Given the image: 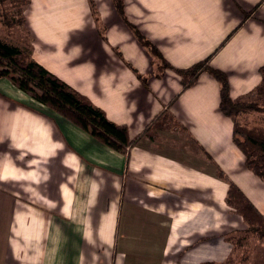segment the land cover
<instances>
[{
  "label": "crops",
  "instance_id": "0c3cea01",
  "mask_svg": "<svg viewBox=\"0 0 264 264\" xmlns=\"http://www.w3.org/2000/svg\"><path fill=\"white\" fill-rule=\"evenodd\" d=\"M91 1L94 13L90 0H29V55L136 141L120 154L0 79V264L240 260L224 239L244 228L229 181L263 215L264 182L244 168L218 83L156 77L127 22L174 68L210 57L240 100L260 84L264 0H123L122 14Z\"/></svg>",
  "mask_w": 264,
  "mask_h": 264
},
{
  "label": "trees",
  "instance_id": "16d2710c",
  "mask_svg": "<svg viewBox=\"0 0 264 264\" xmlns=\"http://www.w3.org/2000/svg\"><path fill=\"white\" fill-rule=\"evenodd\" d=\"M21 0H0V24L12 27L24 23V17H15L5 5L10 2L16 6ZM29 0L22 1L27 5ZM119 14H122L123 0H112ZM92 13L93 3L90 0ZM5 7V8H4ZM19 14V13H18ZM134 32L138 44L146 49L152 57L155 65L156 77L162 76L167 69L173 71L180 79L182 89L193 86L201 72L208 73L219 87L220 112L232 120V142L243 156V165L256 178L264 182V126L247 125L240 120L250 114L264 116V105L258 101L245 99L235 100L230 96V86L226 74L208 64L209 58L197 62L188 68L178 69L172 67L162 56L158 48L147 40L132 24L127 22ZM224 43V42H223ZM223 43L221 45H223ZM260 84L254 89V94L259 99H264V65L259 68ZM8 79L18 90L29 96L36 103L51 110L58 116L87 133L95 140L108 148L126 154L136 138L130 139L125 125H116L110 122L105 114L95 108L90 100L73 89L67 83L47 71L40 64L33 61L29 55L17 46L7 44L0 40V79ZM219 177L224 174L219 172ZM228 205L236 209L242 218L244 228L225 236V240L232 246V253L249 245L250 241L264 242V215L261 214L247 196L231 181L226 195ZM247 261L246 257L240 258ZM235 261L232 256L223 263L204 264H232ZM244 263V262H243ZM242 264V263H240ZM264 264V253L254 263Z\"/></svg>",
  "mask_w": 264,
  "mask_h": 264
},
{
  "label": "rangeland",
  "instance_id": "374dc122",
  "mask_svg": "<svg viewBox=\"0 0 264 264\" xmlns=\"http://www.w3.org/2000/svg\"><path fill=\"white\" fill-rule=\"evenodd\" d=\"M21 0L20 3L17 2V5L11 6L10 2L5 5L9 9L10 12H14V16L17 18L20 16L24 17V13H26V4L23 5ZM4 7V8H5ZM19 13V14H18ZM87 25V23L83 24ZM105 29H100V35L99 39L102 37H105L104 31L108 30V26L105 25ZM88 35V34H87ZM0 40L4 41L7 44L18 46L21 50L28 53L30 48V42L33 41L32 36L28 33L26 24L22 23L15 26L6 27L2 24H0ZM92 50L93 52H99V46L98 42L94 39L92 41ZM86 51H89L87 49ZM79 62L75 63L72 67H76ZM247 101H258L264 105V99H259L255 94L253 96H249L246 99ZM242 123H245L247 125H263L264 126V116L260 117L256 114H250L240 120ZM236 254L240 258H244V256L247 258L245 261L243 259V262H240V260H235L232 262V264H248V263H254L257 258H259L264 253V242L258 243L256 241H250L249 245H245L243 248L236 249Z\"/></svg>",
  "mask_w": 264,
  "mask_h": 264
}]
</instances>
